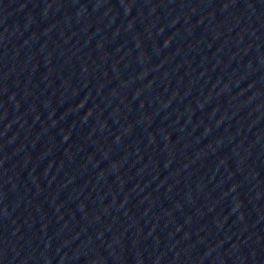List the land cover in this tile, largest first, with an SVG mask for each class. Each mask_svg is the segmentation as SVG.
I'll list each match as a JSON object with an SVG mask.
<instances>
[{"label": "water", "instance_id": "95a60500", "mask_svg": "<svg viewBox=\"0 0 264 264\" xmlns=\"http://www.w3.org/2000/svg\"><path fill=\"white\" fill-rule=\"evenodd\" d=\"M0 264H264V0H0Z\"/></svg>", "mask_w": 264, "mask_h": 264}]
</instances>
